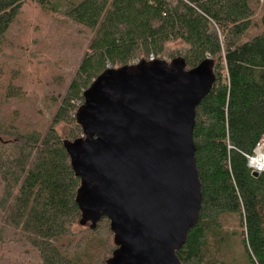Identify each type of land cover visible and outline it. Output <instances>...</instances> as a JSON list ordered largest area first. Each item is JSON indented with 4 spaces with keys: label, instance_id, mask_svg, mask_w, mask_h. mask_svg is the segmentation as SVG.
Returning a JSON list of instances; mask_svg holds the SVG:
<instances>
[{
    "label": "trees",
    "instance_id": "trees-1",
    "mask_svg": "<svg viewBox=\"0 0 264 264\" xmlns=\"http://www.w3.org/2000/svg\"><path fill=\"white\" fill-rule=\"evenodd\" d=\"M27 3L92 33L45 133H22L12 120L0 118V212L4 226L20 232L29 246V264H105L111 258L116 247L109 221L100 219L95 229L80 225L75 203L80 180L63 142L83 138L75 114L99 75L150 56L182 58L187 70L208 59L215 75L195 109L201 205L198 223L176 253L180 263L221 264L219 249L234 235L244 264H264V174L252 176L245 159L264 138V8L257 22L255 0H0V51ZM173 44L181 47L174 58ZM5 94L23 96L12 85ZM59 127L67 128L65 136ZM228 217L236 219V232L223 227ZM76 222L89 237L76 240Z\"/></svg>",
    "mask_w": 264,
    "mask_h": 264
},
{
    "label": "water",
    "instance_id": "water-1",
    "mask_svg": "<svg viewBox=\"0 0 264 264\" xmlns=\"http://www.w3.org/2000/svg\"><path fill=\"white\" fill-rule=\"evenodd\" d=\"M214 82L208 59L189 70L182 58L142 60L105 70L83 93V138L63 148L80 180V225L109 221L116 249L105 264H181L201 205L195 109Z\"/></svg>",
    "mask_w": 264,
    "mask_h": 264
},
{
    "label": "rangeland",
    "instance_id": "rangeland-1",
    "mask_svg": "<svg viewBox=\"0 0 264 264\" xmlns=\"http://www.w3.org/2000/svg\"><path fill=\"white\" fill-rule=\"evenodd\" d=\"M254 7L255 21L258 22L264 0H255ZM262 29L255 28L247 37L255 36ZM91 39L92 33L66 18L43 12L33 4H25L5 34L0 51V118L12 120L22 133H45L66 96ZM180 49L173 44L169 47V54L178 57ZM170 60L163 61L169 63ZM8 85L19 88L23 96L6 98ZM67 131L66 127L58 128L62 137ZM4 219V213L0 212V264H29L31 258L25 254L29 246L20 232L4 226ZM222 224L227 231L238 230L234 217L226 218ZM73 232L76 240L89 237L86 229L77 222ZM104 232L105 229L100 231V237ZM232 237L220 247L216 261L244 264L238 240L234 235ZM108 241L112 244V235Z\"/></svg>",
    "mask_w": 264,
    "mask_h": 264
},
{
    "label": "built area",
    "instance_id": "built-area-1",
    "mask_svg": "<svg viewBox=\"0 0 264 264\" xmlns=\"http://www.w3.org/2000/svg\"><path fill=\"white\" fill-rule=\"evenodd\" d=\"M148 62H154L152 56ZM247 167L252 173L264 174V138H262L255 146L250 155H245Z\"/></svg>",
    "mask_w": 264,
    "mask_h": 264
}]
</instances>
